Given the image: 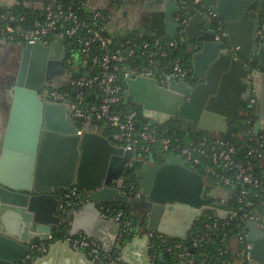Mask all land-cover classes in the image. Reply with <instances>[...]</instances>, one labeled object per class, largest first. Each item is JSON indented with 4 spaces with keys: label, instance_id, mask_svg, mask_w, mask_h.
<instances>
[{
    "label": "water",
    "instance_id": "95a60500",
    "mask_svg": "<svg viewBox=\"0 0 264 264\" xmlns=\"http://www.w3.org/2000/svg\"><path fill=\"white\" fill-rule=\"evenodd\" d=\"M25 1L41 6L62 3ZM116 1L121 10L111 36L127 38L134 32L177 39L181 35L193 52L196 84L171 77L164 88L156 79L127 78V94L142 106L144 118L158 125L184 120L205 133L227 135L230 121L246 110L256 118L253 134H264V0H200L198 8L174 0ZM209 12L223 21L225 41L216 40L207 21ZM63 47L62 38L49 46L21 47L0 155V264H96L68 241L55 239L62 229L68 237L83 234L98 240L106 254L119 252L125 264H153L149 238L138 235L124 244L121 223L101 212L105 204L140 206L123 194L135 154L92 130L80 134L67 105L44 96L47 83L66 75ZM253 99L255 105L250 103ZM238 126L237 122L234 127ZM134 175L146 201L134 211L146 221V230L185 241L205 212L222 219L232 212L229 205L210 201L215 190L207 197L204 176L181 158L167 156L161 164L143 167ZM73 187L89 195V202L60 212V193ZM246 230L253 246L251 264H264V232L255 222H248ZM42 242L49 244L48 253L31 257V245Z\"/></svg>",
    "mask_w": 264,
    "mask_h": 264
},
{
    "label": "built area",
    "instance_id": "2783aa9c",
    "mask_svg": "<svg viewBox=\"0 0 264 264\" xmlns=\"http://www.w3.org/2000/svg\"><path fill=\"white\" fill-rule=\"evenodd\" d=\"M174 1L183 6L192 5L196 8L200 5V0ZM112 7L114 17V12L118 13L121 5L114 0ZM91 10L93 11L92 19L87 22L81 21L73 8H65L62 3L58 2L42 6V13L33 20L27 14L17 12L15 9L11 8L7 11L0 9V41L18 46L28 44L49 46L58 38H62L64 40L63 60L67 70L64 76L67 82H64L62 90L45 89L43 93L47 101L66 104L71 112V119L79 125L89 119L106 122L112 129L110 134L112 142L118 147L132 151L136 159L138 152L149 154L154 150H158L166 157L173 156L183 159L189 168L199 172L206 179L209 191L206 194L207 197H210V191L215 190L211 187L209 178L216 181V184H221L225 188H230L232 192L239 193V203H243L247 211L244 212L241 209L236 211L228 196L229 199L218 201L232 208L228 217L222 219L215 212H213L214 215L205 212L197 220V223L201 221L204 224L203 230L192 233L193 227L189 236L193 235L192 247L201 248L204 242L211 240L212 232L219 228L220 222L224 225L237 223L239 232L235 234V237L228 239L225 235L221 240V243L227 244V251L231 254L232 261L228 263L223 260L220 264H235L237 261L251 264L253 246L248 241L247 230H242L243 225L246 228L248 222H255L264 232V184L256 177V165L264 162V134L258 136L253 134L256 118L249 114L246 117L245 138L247 143L246 151L243 153H239L235 144L219 134L208 133L210 136L203 138L191 137L189 134L183 138L161 137L157 127L150 124L139 125L137 122L139 114L133 108V103L129 100L132 98L127 94L120 80L123 66L127 63L140 64L139 67L125 74L126 80L139 76L152 78L164 88L168 87L171 77L191 83L193 71L184 68L180 60L157 68L161 64L159 59L166 60L172 52L180 48L179 39L166 40L154 37L153 42L147 41L139 46L133 40L123 38L124 43L116 44L118 38L111 36L110 33L105 34L107 28L99 24L103 13ZM207 21L217 33L216 40L225 41L227 33L223 21L211 12L207 14ZM110 28L111 25L108 26L109 32ZM66 39H75L87 57L94 52L92 62L87 64L80 59L78 63H75L72 57L67 56L69 46ZM123 102L128 106L124 108ZM250 103L255 105L257 100L253 99ZM86 130L90 129H80V134ZM239 135L243 137L242 134ZM132 187L123 189V194L132 196L130 193L134 190ZM141 196H143L142 193H137V197ZM255 199L257 205L254 203ZM60 200V212L72 211L86 205L89 202V195L80 188L73 187L63 191L60 194ZM256 207H258L257 210H252ZM101 212L104 218L121 223L120 240L124 244L138 235L147 236L153 261L161 254L181 250L182 264H196L192 252L189 253L187 248L183 249L180 243L168 244L166 241L169 237L156 230H141L140 227H135L125 218L124 212L116 207L105 204L101 207ZM61 240L68 241L74 250L85 253L96 264H125L120 254L117 257L114 256L115 252L106 254L98 240L85 235L68 237L64 233ZM163 240L165 244L162 251H159L155 247V242ZM48 251V243L31 245V257L44 256ZM225 253L226 251L220 250L219 254L224 255Z\"/></svg>",
    "mask_w": 264,
    "mask_h": 264
},
{
    "label": "trees",
    "instance_id": "16d2710c",
    "mask_svg": "<svg viewBox=\"0 0 264 264\" xmlns=\"http://www.w3.org/2000/svg\"><path fill=\"white\" fill-rule=\"evenodd\" d=\"M62 2V5L65 8H73V10L76 12V14L79 16L81 21H87L90 22L92 19V14L93 11L89 8L87 1L86 0H60ZM20 4H18L17 6H15L12 9H15L17 12H22L28 15V17L33 20L34 18L38 17L41 13H42V7H36V8H29L26 7L22 2L23 0H19ZM84 4V6L82 5ZM4 11H7L8 9H1ZM98 12L103 13V17L102 19L99 21V24L101 27L107 28L105 29V34L109 35V31H108V26L112 24V20H113V14L112 12L109 11H99ZM262 21L264 22V15L262 16ZM154 37H147V36H140V35H134L131 34L129 37H127L126 40H133L134 42L138 43L139 46L142 45L144 42L150 41L153 42L154 41ZM125 39L123 38H118L116 40V44H122L124 43ZM180 41V48L177 51L172 52L169 57L165 60L163 59H159V62H161V64H159L157 66V68H161L163 65H169L170 62L174 63L177 60H180V62L182 63V66L184 68L190 69L191 71H193V52L190 50L189 45L185 42ZM66 43L69 46V50L67 53V56L72 57L75 61V63H78L80 59H82V61L87 62V64H90L92 62V59L94 57V52L90 53V56L87 57V55L85 53L82 52V48L78 45V43L76 42L75 39H66ZM24 47V46H21ZM79 55L80 58L78 60V62H76V56ZM152 56V54H151ZM154 57V56H152ZM143 61V60H142ZM145 61V60H144ZM141 62V61H139ZM140 64L139 63H127L123 66V71L120 75V80L123 83L124 89L127 90V82H126V78H125V74L127 72H129L130 70H134L136 67H139ZM192 77V81H194L195 79H193V74L191 75ZM63 83H60L58 85H52L51 83H49L48 86H46L47 90H62L63 89ZM45 89V87H44ZM43 89V91H44ZM132 101L133 103V108L135 110H137L139 116L137 118V122L139 125H153L155 127L158 128L159 132H160V136L161 137H171V138H183L186 135H191V137H199V138H203V137H209L210 135L208 133H205L203 131H200L198 129H184L183 125L185 124L184 120H171L170 122L166 123L165 125H158L152 121L147 120L146 118L143 117V109L142 106L136 104L133 102L132 99H129ZM123 107L125 108L128 105H125V102L122 103ZM244 112H249V111H244ZM243 113V112H242ZM249 115H252V113L250 112ZM242 118V123L240 122L238 128L233 127L232 130L230 131L229 134L227 135H222V137H224L227 140H230L233 144H235V146L237 147L239 153H243L246 151V140L242 139L240 137H238L239 134H242V130L245 128V123H246V117H241V115L236 116V120H240V118ZM235 121V120H234ZM233 123H237V121H235ZM232 124V123H231ZM92 128H97L98 131L103 134V135H107L109 136L112 132V129L109 127V125L106 122H97L93 119H89L87 120L85 123H82L80 125V129H90L92 130ZM213 137V136H211ZM166 159V156L159 153L158 150H154L152 151V153L146 154V153H142V152H138L137 153V161L133 164L131 170L128 172V182L130 183H135L137 182V180H139L134 174L136 173L137 170L142 169L143 167H146L148 165H154L155 163H162L164 162ZM263 164L258 163L257 166V171H256V177L264 184V168L262 167ZM134 176V177H133ZM209 183L212 185L211 187H213L215 190H217L218 192L220 191L219 189H222L223 192L226 193V196H221L219 201L224 200V199H229L231 200L232 205L234 206V209L236 211L238 210H243L244 212L247 211V209L245 208L244 204L239 203V193L236 192H232L230 188H225L223 187L221 184H216V181L212 180L211 178H209ZM62 193V192H61ZM60 193V194H61ZM229 196V197H228ZM251 198V197H250ZM251 200H253L251 198ZM254 203L257 205V200L255 199ZM114 207H116L118 210L124 212L125 214V218L127 220H129L131 223H133L135 225V227H142L145 229L146 227V221H140L139 217L135 215L134 212V208H142L141 206L137 207L134 205H127V204H116V205H112ZM139 208V209H140ZM258 207H256L255 209L252 210H257ZM250 209H248L249 211ZM207 214L209 215H214L215 213L213 212H208ZM205 218V217H204ZM203 223L198 222L195 226L194 229L192 230V233L195 232L197 230H203ZM242 230L246 231L245 225H243ZM239 232V230L237 229V223H233V225H224L223 222H220V226L219 228H216L213 232H212V236H211V240L210 241H206L203 243V247L201 248H193L192 247V240H193V235H190L185 241H181L179 239H173V238H168V240L166 241V243L168 244H175V243H180L183 247V249L187 248L188 252H192V256L193 259L195 261L196 264H201L203 262V264H220L223 260H226L228 263H230L232 260V256L231 254L227 251V244L221 243V240L225 237V235H227L228 239H231L233 237H235V234H237ZM65 231L62 229L60 230V232L58 234H56L55 239H61L64 235ZM165 244L164 240L163 241H157L155 242V247L157 250L162 251V247ZM220 250L226 251V253L224 255H220ZM182 253L181 250H175L169 254L165 255V258L163 260H161L159 257L154 260L153 264H182V261L180 260V254ZM119 255V252H115L114 256L117 257ZM34 257H37V255H35Z\"/></svg>",
    "mask_w": 264,
    "mask_h": 264
},
{
    "label": "crops",
    "instance_id": "0c3cea01",
    "mask_svg": "<svg viewBox=\"0 0 264 264\" xmlns=\"http://www.w3.org/2000/svg\"><path fill=\"white\" fill-rule=\"evenodd\" d=\"M86 1L90 9L99 10V11H109L113 13V7H112L113 0H86ZM22 3L29 8L39 7V4L26 2L25 0H23ZM18 4H20L19 0H0V9L3 8L11 9L17 6ZM117 14H118L117 12L116 13L114 12L111 28L115 24ZM130 33L134 35L144 36L139 33H134V32H130ZM182 37L183 36L180 35L179 38L177 39L181 40ZM163 39L167 40L173 38L167 37ZM20 60H21V46L0 41V155L3 149L6 132L9 126L10 112L13 102L14 78L17 75ZM2 63H7V68L9 69V71H5L2 69V65H1ZM251 113L255 117L254 112ZM242 114L241 115L243 117L248 115L247 112H243ZM92 131L100 133L97 128L94 129L92 128ZM103 136L110 137V135L109 136L103 135ZM238 137L246 140L245 135L244 138L241 135H238ZM263 167H264V162H263ZM134 212L136 216L140 215L139 212L136 211ZM140 229L144 230V228L142 227Z\"/></svg>",
    "mask_w": 264,
    "mask_h": 264
},
{
    "label": "flooded vegetation",
    "instance_id": "af4514ba",
    "mask_svg": "<svg viewBox=\"0 0 264 264\" xmlns=\"http://www.w3.org/2000/svg\"><path fill=\"white\" fill-rule=\"evenodd\" d=\"M39 6H41V5H39ZM14 82H15V78H14ZM63 82H67V78L65 77V76H56L51 82H49V83H51L52 85H58V84H60V83H63ZM193 83H198V81H196V80H194V81H192ZM49 83H47L46 84V86H48L49 85ZM46 86H44L45 87V89L47 88ZM44 89V90H45ZM248 116V115H247ZM246 116V117H247ZM235 121H237L236 119H235ZM234 121V122H235ZM238 122V124H240V122L239 121H237ZM232 123V124H231ZM237 123L235 122V123H233V121L231 122L230 121V127H231V129H230V131L232 130V128L236 125ZM183 128L184 129H186V130H188V129H196V127H195V125L194 124H192V123H190V122H188V121H185V124L183 125ZM242 134H243V138H244V135H245V128L242 130ZM246 137V136H245ZM156 164V163H155ZM154 164V165H155ZM157 164H160V163H157ZM127 173V172H126ZM128 178H130V177H128V174H125V186H124V189L125 188H127L128 186H133L132 188L134 189L133 191H131L130 193H131V195L132 196H130V197H132V198H134L133 200L136 202V203H138V205H140V206H143L144 204H145V198L143 197V196H141V197H137V193H141V187H140V184H141V182H140V180H137V182H135V183H130V182H128ZM206 180V179H205ZM220 191L218 192L217 190L215 191V194H214V196L213 197H210V201H213V202H218L219 201V199H220V197L222 196V194H223V192H222V189H219ZM225 197V196H224Z\"/></svg>",
    "mask_w": 264,
    "mask_h": 264
},
{
    "label": "rangeland",
    "instance_id": "374dc122",
    "mask_svg": "<svg viewBox=\"0 0 264 264\" xmlns=\"http://www.w3.org/2000/svg\"><path fill=\"white\" fill-rule=\"evenodd\" d=\"M79 58H80V56L77 55V56H76V62H78ZM1 65H2V69H3V70H5V71H9V69L7 68V63H2ZM242 115H243V114H242ZM242 115H241V116H242ZM242 117H243V116H242ZM244 117H246V116H244ZM239 118H240V117H239ZM238 121H240V122L242 123V118H240V120H238ZM222 192H223V191H222ZM222 196H226V193L223 192Z\"/></svg>",
    "mask_w": 264,
    "mask_h": 264
}]
</instances>
